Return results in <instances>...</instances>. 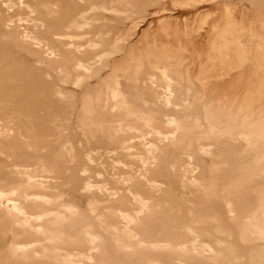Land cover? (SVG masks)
Here are the masks:
<instances>
[{
    "label": "rangeland",
    "instance_id": "374dc122",
    "mask_svg": "<svg viewBox=\"0 0 264 264\" xmlns=\"http://www.w3.org/2000/svg\"><path fill=\"white\" fill-rule=\"evenodd\" d=\"M263 57L264 0H0V264H249L255 153L187 126L263 120Z\"/></svg>",
    "mask_w": 264,
    "mask_h": 264
},
{
    "label": "bare ground",
    "instance_id": "6f19581e",
    "mask_svg": "<svg viewBox=\"0 0 264 264\" xmlns=\"http://www.w3.org/2000/svg\"><path fill=\"white\" fill-rule=\"evenodd\" d=\"M69 25V24H68ZM57 36V35H56ZM12 37V36H11ZM74 44V43H73ZM79 45V44H78ZM67 48V47H66ZM69 49V47H68ZM52 50V49H51ZM53 51V50H52ZM107 51V50H106ZM109 51V50H108ZM50 53V52H49ZM68 53V52H67ZM72 56V53H68V57L70 58V56ZM67 58V57H66ZM264 58V57H263ZM65 59V58H63ZM67 60V59H66ZM15 61V60H14ZM263 61V60H262ZM64 62V61H63ZM69 62V61H68ZM73 62V61H72ZM82 67V66H81ZM169 69V68H168ZM160 72V71H159ZM80 73V72H79ZM163 73L165 74V71H163ZM163 76V75H162ZM161 76V77H162ZM163 79V78H162ZM167 79V78H166ZM117 80V79H115ZM156 80V79H155ZM166 81V80H164ZM113 83V82H112ZM169 84V83H168ZM112 85H116L115 83ZM111 86V85H110ZM114 87V86H112ZM116 88V86H115ZM2 90V89H1ZM120 90L115 89L113 92V96L115 97V99L117 100H122L121 103L125 104V106H127L125 103L126 99L123 101L122 95L119 92ZM190 93V92H189ZM12 97V96H11ZM198 98V97H197ZM14 99V98H13ZM92 99V98H91ZM194 100V99H193ZM199 100V98L197 99ZM201 101V100H200ZM127 102V101H126ZM116 103V102H115ZM189 103V102H188ZM129 105V104H128ZM252 105V103L250 102H245L243 103L239 109L235 112H229L223 108H221L220 106H215V105H206V104H202L201 102L199 103V110H200V116L199 115H194L189 117V131H191L194 134H199V135H204V136H210V138L212 139L213 137L216 138V140H220L221 138L227 136L230 137L232 139H236V140H242L244 141L247 145L252 147L253 152L255 153L254 155V159L251 162V167L245 169L244 171V175L248 176L249 178H257L258 177H264V149H263V145H264V119L263 120H254L252 115L253 113H251L250 115H248L247 113V109ZM118 106V105H117ZM121 105L119 104V107ZM124 106V105H123ZM197 106V105H196ZM122 108V107H121ZM133 108V106H132ZM192 108V106H191ZM190 108V109H191ZM8 109V108H7ZM117 109V108H116ZM125 109V108H124ZM128 109V108H127ZM130 109V107H129ZM193 109V108H192ZM98 110V109H97ZM120 110V109H119ZM123 111V110H122ZM130 111V110H129ZM132 111V110H131ZM193 111V110H192ZM195 111V110H194ZM17 113V112H16ZM15 113V114H16ZM198 113V112H197ZM146 116V115H145ZM149 120V119H148ZM154 121V120H153ZM122 124V123H121ZM167 124V123H166ZM175 124V123H174ZM13 125V124H12ZM118 125V124H117ZM84 127V126H83ZM133 127V126H132ZM1 128V127H0ZM186 128V126L184 127V129ZM5 130V129H4ZM178 130V129H177ZM134 132V131H133ZM118 135V134H117ZM198 135V136H199ZM142 136V135H141ZM143 138V136H142ZM187 138V137H186ZM194 138V137H193ZM170 139V138H169ZM43 140V139H42ZM213 140V139H212ZM141 144V143H140ZM121 145V144H120ZM175 145V144H174ZM190 148V147H189ZM131 149V148H130ZM251 150V151H252ZM248 151V150H247ZM250 151V149H249ZM253 153V154H254ZM247 154V152H246ZM245 154V155H246ZM252 155V153H251ZM249 156V155H248ZM243 157V156H242ZM245 158V156H244ZM253 158V157H252ZM143 159V158H142ZM247 159V158H246ZM248 159V160H249ZM238 160V159H237ZM245 160V159H244ZM243 160V161H244ZM247 160V161H248ZM238 162V161H237ZM242 162V161H241ZM250 162V161H249ZM238 164V163H236ZM239 165V164H238ZM247 165V164H246ZM248 166V165H247ZM240 167V166H239ZM237 169H240V168ZM242 167V166H241ZM244 168H246L244 166ZM130 169V168H129ZM244 170V169H243ZM27 171V170H26ZM241 171H239L240 174ZM238 173V172H237ZM243 175V176H244ZM242 176V174H241ZM239 177V175H238ZM240 178V177H239ZM246 178V177H245ZM246 178V179H249ZM237 178H235L236 180ZM261 179V178H260ZM253 180V179H251ZM256 180V179H255ZM233 181V180H232ZM238 182V181H236ZM256 182V181H253ZM244 184H248V183H244ZM229 185V184H228ZM237 185V184H236ZM243 186V184H240ZM232 186V185H230ZM229 186V187H230ZM234 187V186H233ZM232 187V188H233ZM237 187V186H236ZM240 187V186H239ZM244 188V187H243ZM246 188V187H245ZM229 190V188H227ZM235 189V188H234ZM240 189V188H239ZM109 190V189H108ZM238 190V189H237ZM243 190V189H242ZM258 192H256L255 197L257 199V208H255L256 210H254L253 212H251L248 217L246 219H244V216L242 217L243 219H239L238 222V231H239V236L241 238V240L245 243H253V242H257V241H264V190L259 191V189H257ZM235 191V190H234ZM245 191V190H244ZM231 192V191H230ZM227 193V192H226ZM233 193V192H231ZM224 194V193H223ZM229 194V193H228ZM230 195V194H229ZM227 196V195H226ZM225 196V197H226ZM229 198V196H228ZM228 201V200H227ZM230 206V205H229ZM228 207V206H227ZM66 208V207H65ZM230 208V207H229ZM228 208V209H229ZM232 208V207H231ZM60 214V213H59ZM246 215V216H247ZM241 217V216H240ZM236 220V219H234ZM42 221V220H41ZM233 221V220H232ZM237 221V220H236ZM234 221V222H236ZM201 222V221H200ZM237 223V222H236ZM202 224V223H201ZM204 224V222H203ZM234 225V224H233ZM220 226V225H219ZM236 226V225H235ZM234 227V226H233ZM40 228V227H39ZM41 229V228H40ZM230 229V228H229ZM223 230V229H222ZM227 230V229H226ZM229 231V230H228ZM227 231V232H228ZM41 232V231H40ZM232 234V233H231ZM221 235V234H220ZM143 241V240H142ZM95 242V241H94ZM12 245V244H11ZM14 245V244H13ZM10 246V245H9ZM225 246V245H224ZM230 246V245H229ZM233 247V246H232ZM231 247V249H232ZM12 248V247H10ZM227 248V246H226ZM234 248V247H233ZM236 248V247H235ZM3 249V248H2ZM7 249V248H6ZM15 249V247H14ZM113 249V248H112ZM228 250L230 248H227ZM10 250V249H9ZM8 250V251H9ZM17 250V249H16ZM213 250V249H212ZM15 251V250H14ZM112 251V250H111ZM114 251V250H113ZM230 251V250H229ZM232 251V250H231ZM263 251V250H262ZM257 251L254 253H250V260H249V264H264V251ZM5 252V250L3 251ZM2 252V253H3ZM10 252V251H9ZM34 252V251H33ZM38 252V251H37ZM235 252V250H234ZM7 253V251H6ZM36 253V251H35ZM40 253V252H39ZM82 253V252H81ZM233 253V252H232ZM4 254V253H3ZM17 254V253H16ZM38 254V253H37ZM67 254V253H65ZM72 254V253H71ZM109 254V253H108ZM113 254V253H111ZM234 254V253H233ZM8 255V254H7ZM11 255V254H10ZM9 255V256H10ZM64 255V254H63ZM83 255V254H82ZM115 255V254H114ZM232 255V254H231ZM2 256V255H1ZM5 256V255H3ZM7 256V257H9ZM13 256V255H12ZM17 256V255H16ZM15 256V257H16ZM27 256V255H26ZM73 256V255H72ZM91 256V255H90ZM235 256V255H234ZM6 257V258H7ZM18 257V256H17ZM34 257V256H31ZM45 257V256H44ZM55 257V256H53ZM64 257V256H62ZM68 257V256H67ZM76 257V256H75ZM10 258V257H9ZM14 257H11L10 259H12ZM39 260V257H37ZM36 258V259H37ZM46 258V257H45ZM59 258V257H58ZM2 259V258H1ZM20 259V258H19ZM28 259V258H27ZM30 259V258H29ZM32 259V258H31ZM34 259V258H33ZM51 259V258H50ZM62 259V258H61ZM114 259V258H113ZM233 259H237V258H233ZM17 260V259H16ZM35 260V259H34ZM46 260V259H45ZM111 260V259H110ZM115 260V259H114ZM12 261V260H11ZM20 261L22 262L23 260L20 259ZM18 260V262H20ZM33 261V260H32ZM30 261V263L32 262ZM36 261V260H35ZM40 261V260H39ZM50 261V260H49ZM52 261V260H51ZM54 261V260H53ZM68 260H66L67 262ZM86 261V260H85ZM112 261V260H111ZM116 261V260H115ZM232 261V260H231ZM14 262V261H13ZM17 262V264H18ZM29 262V261H28ZM42 262V261H41ZM48 261H46L47 263ZM61 262V261H60ZM84 262V261H83ZM90 262V261H89ZM233 262V261H232ZM235 264H241V261ZM6 263V262H5ZM45 263V262H44ZM63 263V262H61ZM59 263V264H61ZM74 263V262H73ZM88 263V262H87ZM243 263V262H242ZM27 264V263H25ZM57 264V263H56Z\"/></svg>",
    "mask_w": 264,
    "mask_h": 264
}]
</instances>
